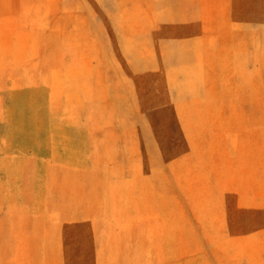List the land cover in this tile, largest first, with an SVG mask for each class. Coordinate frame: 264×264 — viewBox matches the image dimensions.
Listing matches in <instances>:
<instances>
[{
    "label": "rangeland",
    "instance_id": "obj_1",
    "mask_svg": "<svg viewBox=\"0 0 264 264\" xmlns=\"http://www.w3.org/2000/svg\"><path fill=\"white\" fill-rule=\"evenodd\" d=\"M0 264H264V0H0Z\"/></svg>",
    "mask_w": 264,
    "mask_h": 264
}]
</instances>
